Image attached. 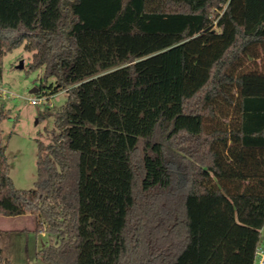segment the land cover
I'll use <instances>...</instances> for the list:
<instances>
[{
	"label": "trees",
	"instance_id": "trees-1",
	"mask_svg": "<svg viewBox=\"0 0 264 264\" xmlns=\"http://www.w3.org/2000/svg\"><path fill=\"white\" fill-rule=\"evenodd\" d=\"M21 46L67 94L33 189L0 144V215L60 237L46 264H255L264 0H0V77Z\"/></svg>",
	"mask_w": 264,
	"mask_h": 264
},
{
	"label": "rangeland",
	"instance_id": "rangeland-1",
	"mask_svg": "<svg viewBox=\"0 0 264 264\" xmlns=\"http://www.w3.org/2000/svg\"><path fill=\"white\" fill-rule=\"evenodd\" d=\"M31 59L32 53L24 46L7 53L0 77V109L6 114L0 119V144L7 146L10 177L19 190L33 189L37 180V140L49 144L50 132L54 129L53 117L40 118L47 105H32L31 100L49 98L52 113L61 112L67 101L66 92L51 97L46 94L48 90L42 88V84L49 86L55 80L46 82L43 68L31 70ZM20 229L0 228V264H46L41 256L43 248L59 245L60 237ZM262 244L264 246V227Z\"/></svg>",
	"mask_w": 264,
	"mask_h": 264
},
{
	"label": "crops",
	"instance_id": "crops-1",
	"mask_svg": "<svg viewBox=\"0 0 264 264\" xmlns=\"http://www.w3.org/2000/svg\"><path fill=\"white\" fill-rule=\"evenodd\" d=\"M20 230H34L35 219L33 216L25 215L19 217H4L0 215V228H18Z\"/></svg>",
	"mask_w": 264,
	"mask_h": 264
},
{
	"label": "built area",
	"instance_id": "built-area-1",
	"mask_svg": "<svg viewBox=\"0 0 264 264\" xmlns=\"http://www.w3.org/2000/svg\"><path fill=\"white\" fill-rule=\"evenodd\" d=\"M31 104L32 105L46 104L47 106L52 107L50 102H49V98L46 99L45 101L42 100L41 98L32 99ZM256 262H257V264H264V246H259L257 248L256 254H255V263Z\"/></svg>",
	"mask_w": 264,
	"mask_h": 264
}]
</instances>
